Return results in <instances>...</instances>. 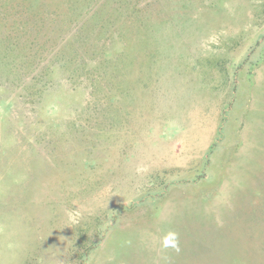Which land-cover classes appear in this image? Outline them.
<instances>
[{
    "label": "rangeland",
    "instance_id": "rangeland-1",
    "mask_svg": "<svg viewBox=\"0 0 264 264\" xmlns=\"http://www.w3.org/2000/svg\"><path fill=\"white\" fill-rule=\"evenodd\" d=\"M0 264H264V0H0Z\"/></svg>",
    "mask_w": 264,
    "mask_h": 264
},
{
    "label": "clouds",
    "instance_id": "clouds-1",
    "mask_svg": "<svg viewBox=\"0 0 264 264\" xmlns=\"http://www.w3.org/2000/svg\"><path fill=\"white\" fill-rule=\"evenodd\" d=\"M79 213H69V220L72 223L78 222V217ZM163 248H171L176 252L180 251L179 248V235L175 231H169L165 234L163 237V243H162Z\"/></svg>",
    "mask_w": 264,
    "mask_h": 264
}]
</instances>
